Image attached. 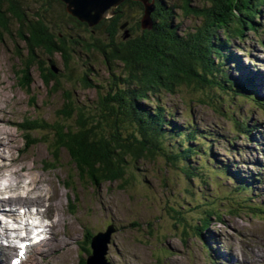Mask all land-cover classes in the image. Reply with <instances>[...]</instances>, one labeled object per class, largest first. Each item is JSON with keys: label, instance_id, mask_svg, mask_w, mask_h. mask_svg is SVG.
Segmentation results:
<instances>
[{"label": "rangeland", "instance_id": "1", "mask_svg": "<svg viewBox=\"0 0 264 264\" xmlns=\"http://www.w3.org/2000/svg\"><path fill=\"white\" fill-rule=\"evenodd\" d=\"M28 2L35 5V0ZM52 4L62 10L57 3ZM178 21L183 31L190 30L198 23L195 18L183 14ZM61 22L68 27L67 23ZM258 23L256 32L248 30L244 37H236L231 42L228 51L237 59L240 67L228 62L226 68L235 78H247V84L255 85L257 95L264 96V12ZM77 31L85 33L81 29ZM3 33L0 40V104L5 111L0 112V127L11 133L14 155L29 156L30 165L26 167L27 172L22 173L31 171L39 185L56 189L62 196V213H69L67 220L71 223L70 229L63 223L57 225L61 238L70 242L67 246L54 245L56 241L52 235L55 232L52 231L42 248L38 251L31 248L29 252L34 257H28L23 264H81V261L89 258L88 255L91 256L87 248L90 249L92 237L87 236V231L89 236H95L106 233L110 227H114V230L106 256L112 264H264V214L255 215L252 209H247L249 205H257L264 210V155L261 160L256 158L252 141L259 137L261 145L258 149L264 152V110L245 96L226 95L215 89L213 93L218 108L221 103H227L222 104V110L216 112L208 105L201 104L204 99L216 104L210 94L206 93L205 97L204 93L183 87L177 94L165 97V102L174 107L177 123L183 125L190 117L203 131L208 130L215 135L210 157L196 154L190 163L195 176L188 178L182 173L180 165L167 167L163 156H155L153 160L139 162L137 166L140 170L133 169L132 179L94 187L78 177L65 151L55 156L48 148L46 141L51 139L49 132L39 130L25 133L17 126L21 121H24L23 125H55L63 109V94L46 86L36 69L31 71L33 84L29 93L19 87L15 71L19 64L17 50L19 46L22 50L23 43L18 41L15 32L13 35ZM82 57L95 69L94 74L99 81L107 85L109 74L97 57L84 54ZM41 58L47 59L43 55ZM53 59L62 67L59 57ZM61 83L72 92L75 101L88 105L94 103L93 99L97 96L95 90L82 86L75 89L63 80ZM228 115L247 124L250 138L238 131L237 124L234 125ZM31 142L35 143L30 145ZM213 157L215 166L229 164L240 178H244V174H251L255 178L261 175L260 180L253 181L255 185L251 186L252 190L239 192L236 189L240 180L230 172L221 177L204 171L201 164L206 159L211 163ZM212 201L217 202L215 206L223 213L222 219L209 216L205 227L201 219L214 204ZM230 208L232 212H228ZM73 209L75 212L71 214ZM3 217L0 214V218ZM2 221L10 225L14 223L11 218L0 219L1 224ZM196 226L204 227L198 232L200 234L196 233ZM21 233L24 234V230ZM100 242L101 238L95 240L96 244ZM0 248L4 250L7 246L1 243ZM11 255L4 259L0 254V260L3 264H9L7 259Z\"/></svg>", "mask_w": 264, "mask_h": 264}, {"label": "trees", "instance_id": "2", "mask_svg": "<svg viewBox=\"0 0 264 264\" xmlns=\"http://www.w3.org/2000/svg\"><path fill=\"white\" fill-rule=\"evenodd\" d=\"M28 1L0 0V40L3 32H15L23 43L22 50L20 46L17 50L15 71L19 87L29 93L31 71L36 69L46 86L62 92L63 109L53 126L36 123L20 128L25 133L49 132L48 148L55 156L65 151L78 177L91 186L130 180L133 169L140 170L139 162L155 156H163L167 167L180 165L188 178L195 176L190 163L196 154L210 157L215 135L203 131L190 117L183 125L177 123L174 107L165 97L183 87L205 97L210 94L216 104L205 99L201 104L216 112L227 103L218 108L215 89L246 96L264 108V97L247 85V78H235L226 68L228 62L240 67L228 50L236 37L259 29L264 0H155L151 27L143 26L145 7L140 1L125 0L112 16L93 27L69 14L61 0H35V5ZM181 14L198 23L183 31L178 21ZM83 54L97 57L109 74L107 85L95 76ZM54 57L60 58L62 67ZM61 80L75 89L95 90L94 103L75 101ZM248 132L247 128L241 130ZM214 164L215 159L211 163L206 159L201 166L215 175L230 172L240 180V191L249 189L251 182L240 178L229 164ZM251 206L247 208L260 212L259 207ZM209 213L222 219V213L213 214V208ZM197 227L196 233L204 228Z\"/></svg>", "mask_w": 264, "mask_h": 264}, {"label": "bare ground", "instance_id": "3", "mask_svg": "<svg viewBox=\"0 0 264 264\" xmlns=\"http://www.w3.org/2000/svg\"><path fill=\"white\" fill-rule=\"evenodd\" d=\"M1 111H5V109L0 104V112ZM3 118L5 119V117ZM0 120H2V116L0 117ZM258 138L259 137L252 139L254 150L253 153L258 160H261L264 152L261 151L262 149H258L261 145ZM13 142L14 139L11 137V133L0 127V146H2L0 148L3 150V155L0 156V214L4 216L0 219L6 220L11 218V220L14 222L12 225H10L8 222L5 223L2 221V224L0 222V244L3 243L2 238L11 237L12 233H14L16 238H21L20 232L24 230L26 232V235L23 237L25 241H29L33 233L39 235L41 232L47 234L48 231H54L55 233L53 234L52 238L56 242L52 243L56 246H67L70 242L68 243L61 238V230L60 227L57 226L61 223L65 224V227L68 229H70L69 226H71V223L67 220L69 213H62L60 206V200L62 196L59 195L56 189H48L45 186L39 185V181L33 178V175L35 176V174H33L31 171L29 173H22L27 172L26 167L30 163L29 156L27 154H23L21 156L14 155L13 152L15 147L12 144ZM43 167L45 168L46 166L43 165ZM253 179L260 180L259 176L258 178ZM74 212L75 210L73 209L71 214ZM33 221H36L35 225H33ZM46 239L47 237L45 240ZM45 240H41L38 244H35L32 250L34 249L38 251L40 248H42L41 246L43 243H45ZM231 243L233 242L231 241ZM15 250H20L23 252L22 248L19 249L14 242H11L8 245V248H5L4 250H1L0 248V254H2L5 259V257L10 253L13 254ZM29 257L33 259L34 254L31 256L29 253ZM10 260V258L7 259V263H9ZM0 264H3L1 260Z\"/></svg>", "mask_w": 264, "mask_h": 264}, {"label": "water", "instance_id": "4", "mask_svg": "<svg viewBox=\"0 0 264 264\" xmlns=\"http://www.w3.org/2000/svg\"><path fill=\"white\" fill-rule=\"evenodd\" d=\"M66 4V10L69 14L82 22L93 27L97 25L104 17L112 16L115 9L125 0H61ZM143 3L145 10L142 18L143 26L152 25L151 14L154 10L155 0H135ZM113 228H109L104 234H99L93 238V255L87 259V264H109L105 258L107 244L110 241ZM101 238L99 244L95 240Z\"/></svg>", "mask_w": 264, "mask_h": 264}, {"label": "snow or ice", "instance_id": "5", "mask_svg": "<svg viewBox=\"0 0 264 264\" xmlns=\"http://www.w3.org/2000/svg\"><path fill=\"white\" fill-rule=\"evenodd\" d=\"M21 247H23V245Z\"/></svg>", "mask_w": 264, "mask_h": 264}]
</instances>
